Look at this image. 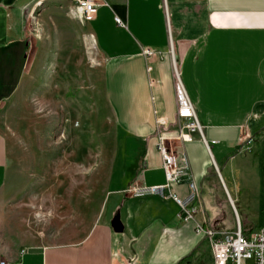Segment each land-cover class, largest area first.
<instances>
[{
    "label": "crops",
    "instance_id": "crops-1",
    "mask_svg": "<svg viewBox=\"0 0 264 264\" xmlns=\"http://www.w3.org/2000/svg\"><path fill=\"white\" fill-rule=\"evenodd\" d=\"M39 1L0 0V110L21 90H59L57 64L74 62L82 41L90 46L93 37L105 60L100 96L114 150L100 217L85 236L29 246L13 229L0 133V262L212 264L208 241L178 219L176 203L134 198L128 190L166 183L157 149L162 136L190 163L186 181L172 192L184 197L188 179L196 180L213 228L231 230L232 208L243 229L237 203L246 222L251 212L264 213V0H103L86 24L70 3L38 7ZM145 49L154 53L145 56ZM175 65L203 130L185 142ZM247 153L254 158L237 162Z\"/></svg>",
    "mask_w": 264,
    "mask_h": 264
},
{
    "label": "rangeland",
    "instance_id": "rangeland-1",
    "mask_svg": "<svg viewBox=\"0 0 264 264\" xmlns=\"http://www.w3.org/2000/svg\"><path fill=\"white\" fill-rule=\"evenodd\" d=\"M35 17L29 22L33 34ZM82 43L74 62L57 64L59 90H21L0 110L8 155L6 197L13 229L29 246L80 241L102 211L114 127L100 96L105 60L93 37L90 46ZM253 158L237 155V162ZM237 206L245 234L264 225L263 212H251L246 222L244 206ZM238 225L231 208V230Z\"/></svg>",
    "mask_w": 264,
    "mask_h": 264
},
{
    "label": "built area",
    "instance_id": "built-area-1",
    "mask_svg": "<svg viewBox=\"0 0 264 264\" xmlns=\"http://www.w3.org/2000/svg\"><path fill=\"white\" fill-rule=\"evenodd\" d=\"M50 1L70 3L74 8L73 15L85 24L95 20L99 8L104 4L103 0H40L36 5L40 7ZM117 21L123 25L119 18ZM153 53L151 49L144 50L145 56H151ZM174 74L177 117L183 122L179 139L185 142L191 139V135L202 134L203 130L176 65ZM157 124L165 127L167 122L161 119ZM250 145L248 142L249 150ZM157 149L163 158L166 183L157 186H134L128 193L134 198L159 197L176 203L180 208L178 219L184 223L192 222L195 225V233L208 241L212 264H264V225L247 234L240 224L236 230L218 231L213 228L206 218L201 189L196 180L188 179V194L184 197L171 190L172 186L186 181L189 175L190 163L187 156H178L169 140L162 136H159ZM0 264L10 263L1 261ZM130 264H134V259L130 260Z\"/></svg>",
    "mask_w": 264,
    "mask_h": 264
},
{
    "label": "water",
    "instance_id": "water-1",
    "mask_svg": "<svg viewBox=\"0 0 264 264\" xmlns=\"http://www.w3.org/2000/svg\"><path fill=\"white\" fill-rule=\"evenodd\" d=\"M115 229H116L118 232H122V229H119L118 226H116Z\"/></svg>",
    "mask_w": 264,
    "mask_h": 264
}]
</instances>
